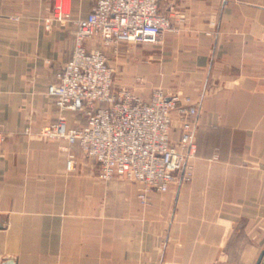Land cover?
<instances>
[{
	"label": "crops",
	"instance_id": "obj_1",
	"mask_svg": "<svg viewBox=\"0 0 264 264\" xmlns=\"http://www.w3.org/2000/svg\"><path fill=\"white\" fill-rule=\"evenodd\" d=\"M69 1L72 19L87 17L95 3ZM52 7V0H0V264H257L264 0H160L179 30L161 44H124L110 55L116 87L144 97L162 89L200 107L192 179L151 191L148 205L139 183L103 179L78 145L37 134L60 117L87 122L47 94L77 35L72 20L52 19ZM86 46L102 48L98 39Z\"/></svg>",
	"mask_w": 264,
	"mask_h": 264
},
{
	"label": "built area",
	"instance_id": "obj_2",
	"mask_svg": "<svg viewBox=\"0 0 264 264\" xmlns=\"http://www.w3.org/2000/svg\"><path fill=\"white\" fill-rule=\"evenodd\" d=\"M159 3L95 0L87 17L72 19L70 1L53 0L52 19L60 23L72 20L77 35L71 59L56 72L47 94L61 111L82 113L87 122L71 126L60 117L37 132L42 138L65 139L69 145H78L85 156L97 162L101 178L120 177L139 183L138 198L145 205L150 203L151 191H167L172 183L192 179L200 107L191 97L162 89L144 97L116 87L117 68L106 48L118 52L124 44H161L167 32H177L172 15L161 11ZM90 39H98L102 48L89 50L86 41ZM4 139L0 129V144ZM74 167L71 154L67 169Z\"/></svg>",
	"mask_w": 264,
	"mask_h": 264
},
{
	"label": "rangeland",
	"instance_id": "obj_3",
	"mask_svg": "<svg viewBox=\"0 0 264 264\" xmlns=\"http://www.w3.org/2000/svg\"><path fill=\"white\" fill-rule=\"evenodd\" d=\"M53 1V0H52ZM106 51H107V53H108V55L110 56L111 54H115V55H117V54H119L120 52H121V48L118 50V52H114L113 50H112V48H106ZM111 57V56H110ZM116 75V74H115ZM177 129L176 128H173V131H176ZM249 259H250V257L249 256H243L242 257V260H243V262L245 261V260H247V261H249ZM249 264V263H248Z\"/></svg>",
	"mask_w": 264,
	"mask_h": 264
},
{
	"label": "water",
	"instance_id": "obj_4",
	"mask_svg": "<svg viewBox=\"0 0 264 264\" xmlns=\"http://www.w3.org/2000/svg\"><path fill=\"white\" fill-rule=\"evenodd\" d=\"M263 256H264V251L261 252V254L259 255V258H258V261H257V264H260L262 259H263Z\"/></svg>",
	"mask_w": 264,
	"mask_h": 264
}]
</instances>
